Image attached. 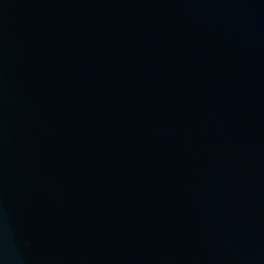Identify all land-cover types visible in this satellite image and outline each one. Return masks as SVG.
I'll use <instances>...</instances> for the list:
<instances>
[{"label": "water", "instance_id": "1", "mask_svg": "<svg viewBox=\"0 0 264 264\" xmlns=\"http://www.w3.org/2000/svg\"><path fill=\"white\" fill-rule=\"evenodd\" d=\"M0 264H264V0H0Z\"/></svg>", "mask_w": 264, "mask_h": 264}]
</instances>
